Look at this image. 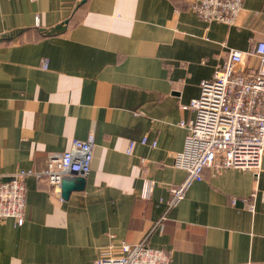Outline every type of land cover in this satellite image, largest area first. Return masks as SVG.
<instances>
[{
	"label": "crops",
	"instance_id": "1",
	"mask_svg": "<svg viewBox=\"0 0 264 264\" xmlns=\"http://www.w3.org/2000/svg\"><path fill=\"white\" fill-rule=\"evenodd\" d=\"M191 1L0 0V182L95 137L84 189L24 178L25 222L0 221V264H93L142 240L170 264H264V164L206 168L167 210L195 117L181 104L230 48L264 40V0H244L233 25Z\"/></svg>",
	"mask_w": 264,
	"mask_h": 264
},
{
	"label": "built area",
	"instance_id": "2",
	"mask_svg": "<svg viewBox=\"0 0 264 264\" xmlns=\"http://www.w3.org/2000/svg\"><path fill=\"white\" fill-rule=\"evenodd\" d=\"M244 0H192L191 8L205 21L236 24ZM39 16H36L38 21ZM253 57L254 62H246ZM48 60L43 61L47 66ZM183 109L192 108L195 117L186 125L184 149L175 153L174 166L186 171L183 181L173 186L167 210L181 200L204 170L219 173L227 168H240L258 173L264 164V40L249 51L230 48L225 61L212 78L201 81L200 94ZM148 137L142 138L147 143ZM156 141H153V145ZM95 137L74 139L69 150L50 154L47 168L37 172L20 169L0 182V221L12 218L17 225L25 222L26 185L30 174L60 191L65 179L86 176L91 170ZM134 146L132 142L129 150ZM153 183L145 184L143 195L149 197ZM250 205L253 208L252 204ZM118 254H109L93 264H170V254L150 246L146 240L123 242Z\"/></svg>",
	"mask_w": 264,
	"mask_h": 264
},
{
	"label": "water",
	"instance_id": "3",
	"mask_svg": "<svg viewBox=\"0 0 264 264\" xmlns=\"http://www.w3.org/2000/svg\"><path fill=\"white\" fill-rule=\"evenodd\" d=\"M85 184H86V178L83 176H79L75 179H65L62 182V187H61L62 197L68 198V196L72 191L84 189Z\"/></svg>",
	"mask_w": 264,
	"mask_h": 264
}]
</instances>
